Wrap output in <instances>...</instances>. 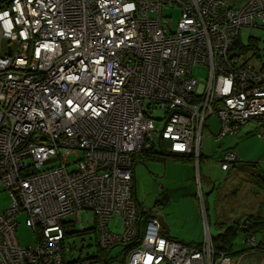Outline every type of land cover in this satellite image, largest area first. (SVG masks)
<instances>
[{
  "label": "built area",
  "instance_id": "2783aa9c",
  "mask_svg": "<svg viewBox=\"0 0 264 264\" xmlns=\"http://www.w3.org/2000/svg\"><path fill=\"white\" fill-rule=\"evenodd\" d=\"M175 7L176 27L164 14ZM244 27L264 29V0H0V187L11 199L0 264H104L101 254L113 264H239L216 257L212 237L199 247L167 237L159 208L142 219L134 171L152 150L200 163L212 115L218 140L249 122L264 137V66L245 62ZM237 159L227 152L222 168ZM199 202L206 216L203 193ZM85 210L94 225L76 230ZM22 214L32 245L17 236ZM115 217L121 232L108 227ZM85 236L102 253L83 257L75 238ZM116 246L123 259L110 256Z\"/></svg>",
  "mask_w": 264,
  "mask_h": 264
},
{
  "label": "rangeland",
  "instance_id": "374dc122",
  "mask_svg": "<svg viewBox=\"0 0 264 264\" xmlns=\"http://www.w3.org/2000/svg\"><path fill=\"white\" fill-rule=\"evenodd\" d=\"M165 16L172 17L174 26H177L179 14H180V8H166L164 11ZM253 34L254 38L258 40L257 44H253L250 42V35ZM241 38L242 43L246 48L244 47V60L247 62L250 66L255 68H261L264 66V29L260 27H244L241 31ZM242 45V44H241ZM252 45V46H251ZM254 45V46H253ZM209 74V68L207 66H195L193 68V75L196 80H198L201 84H204L208 78ZM158 113H161L163 115L162 111H158ZM215 115H212L213 117ZM217 117V116H216ZM210 118V117H209ZM218 118V117H217ZM247 127L245 128L250 129L249 131H252L253 133L256 132V123L249 122ZM244 128V129H245ZM228 137V136H227ZM237 138L236 143L232 145V149L236 147L237 143L243 144L241 148H243L248 153V157L250 158L249 161L254 162L257 164V169H262L264 171V141L257 138L255 134H252L250 137L246 138V134L242 135L241 137L235 136ZM226 138V137H225ZM234 138V137H232ZM229 138H226L225 140L228 141ZM246 139V140H244ZM244 140V141H243ZM239 144V145H240ZM237 145V147L239 146ZM229 146L226 145L224 148H228ZM223 147L219 144L217 145L214 153L213 158L217 159L219 156H221ZM237 150V149H236ZM233 151V150H229ZM157 152H159L157 150ZM77 160L76 155H70L68 157L69 162H75ZM214 164H217V162H213ZM161 165L164 166L163 162H160ZM57 162L51 163L49 165H46L44 169L51 168L53 166H56ZM186 165V164H184ZM75 165L70 166V169L74 168ZM222 166L220 163H218V170L215 171V174H217V179L219 181H224L226 177L228 176V171L222 170ZM164 173V170L161 171V174ZM169 183L168 187L171 189V202L167 204L166 206H162L161 204H158L155 202V196L154 193L157 188L155 185L151 184L149 181L147 183H142L140 181V186L138 190L137 199L139 202L144 205L146 210H152L154 207L159 208L161 211L164 212V214L169 218L170 221L173 222L174 230L176 231L175 234L180 236L183 241L186 243H196L201 244L204 242L206 237L211 238L212 236H218L220 233H222V226L220 224L223 222V227L226 226V224H229L230 222L234 221L232 224L241 221V219L250 215H253L254 217H264V192H262L264 189H261L262 194L260 197H251L249 200L247 197L244 196V198L237 203L234 202L231 203V205H225V201L223 199H220L217 204V195L215 192H210L209 194V202L211 206L209 216L211 217L210 223L208 221L207 226L202 220L201 224H196L195 221L191 220L187 215V212H184V208L190 211V194H193L192 192H188L190 188H193L192 185H195L193 182L184 180V179H177V182L175 181H166ZM145 185V187H143ZM262 186V185H261ZM196 188V187H194ZM262 188V187H261ZM182 189V190H177ZM154 190V191H153ZM156 192V191H155ZM160 192V191H159ZM248 193V190H247ZM160 194V193H158ZM258 196V195H256ZM229 197L232 198V195L230 194ZM11 199L8 195V193L0 187V216L4 213V211L10 206ZM140 205V204H139ZM231 210H233L231 212ZM182 214H181V213ZM26 215L22 214L18 216V221L20 225L17 228V236L19 239V242L21 246H28L35 243V237L32 228L28 227L26 225ZM67 221H74V217L67 218ZM168 221H166L167 223ZM169 223V222H168ZM167 223V224H168ZM170 224V223H169ZM94 225V213L92 211H83L81 214V222H77L75 225L76 230H82L83 227H93ZM124 223L123 219L120 217H115L112 221L108 223L109 229H111L114 232H121L123 229ZM174 231V232H175ZM174 233L171 234V237L173 238H179L175 237ZM245 233L240 232L237 234L235 238L234 243V251L235 252H241L247 249L245 245ZM175 235V236H174ZM255 239L257 242L256 248H250L251 250H261L260 245H262L260 242L263 243L264 246V229L262 233H256ZM249 237V236H247ZM94 236H85V237H76L75 238V244L76 246L81 249L82 248V256H93L98 252L97 247L95 246ZM213 241V239H212ZM125 247L124 246H116L111 251L110 256L116 257L119 256L120 259L124 258L125 255ZM232 256V255H230ZM237 254L231 258L236 261L240 260L241 258L245 257V254H242L240 257L237 258ZM246 259V257H245ZM242 261L240 260L239 264H241Z\"/></svg>",
  "mask_w": 264,
  "mask_h": 264
},
{
  "label": "crops",
  "instance_id": "0c3cea01",
  "mask_svg": "<svg viewBox=\"0 0 264 264\" xmlns=\"http://www.w3.org/2000/svg\"><path fill=\"white\" fill-rule=\"evenodd\" d=\"M254 40L257 44L258 40L256 38H254L253 40L250 39V42ZM241 43H242V38H241ZM241 48L243 49L244 52L245 49L243 43L241 45ZM220 124L221 122L219 118H217L216 116L208 118L207 126L205 128L204 137L202 141L201 160L200 163L198 164H196L193 158L189 155H174L168 159H162L158 156H157L158 158H153L150 156H140L138 158V162L135 164V171H134V193L136 192L135 194L136 197L138 195L140 181H142L143 184L149 181L152 185L154 184L155 187L157 188V190H155L156 192L153 190L154 193L156 194L155 202L160 204L161 195L163 193H168L170 198L167 204H169L171 202V197H172L171 189L173 187L169 188L168 187L169 183L166 181L168 180V181L177 182V179H184L191 181L195 184L192 185L193 188H190L188 190V192L193 191V194H190L191 212L189 213V211L185 208H184V212H187L188 214L187 216L191 218V220L195 221L196 224L202 225V220H204L206 226L208 221L210 223V219H211V217L209 216V212L211 209V206H209L210 192L216 193L217 204L220 199H223L225 201V205H231V203L234 204V202L237 203L238 201L242 200L244 196L247 197L248 200L253 196L256 198L260 197L262 192H264V190L263 191L261 190L264 189V186L263 187L261 186L264 185V171L262 169L260 170L257 169V164L249 161L250 158L248 157L247 154L248 152L245 151L243 148H241L243 144L237 143V145L240 144L238 147L237 145L233 149L231 147L236 143L237 138L235 136L241 137L244 134H246V138L250 137L252 134H255L256 136H258L257 138L264 141V137L260 136L258 133L257 124H256L257 130L255 133H253L252 131L248 132V130L250 129L245 128V126L247 127V125L250 124H247L242 126L237 134L226 137L229 138L228 141L225 140L226 138L218 140L215 136L220 130V126H221ZM219 142L220 145L223 147V150L221 156L215 159L213 158V153ZM226 145H228L229 147L224 148ZM229 150H233L232 152H235L238 155V159L237 161L231 164L228 170L222 169L224 171H228L229 174L224 181H219L217 179V174H215V171L218 170V163H220V165L222 166L223 157L227 152H229ZM160 162H163L164 166L161 165ZM213 162H217V164H214ZM162 170H164L163 174H161ZM143 187H145V185H143ZM177 190H182V189H177ZM202 193L206 200V216L203 215L199 202V195ZM230 194L232 195V198L229 197ZM139 209L147 213V216L154 212L153 210H146L141 202L139 205ZM157 211L162 212L165 220L170 223L169 224L167 222L170 227L168 233H166L165 230L163 229L165 235L173 240L186 243L185 241L181 240L184 238H181L180 236L175 234L176 231L173 228L174 227L173 222L169 220V218L164 214V212L161 211L160 209H158ZM232 211L233 210H231V212ZM244 219L245 216L243 219H241V221ZM234 221L230 222L229 224H226V226L231 225ZM221 224L224 225L223 222ZM173 233L176 235V236L174 235L175 237H179V238L171 237V234ZM246 236L247 235H245V239L247 238ZM248 236L255 238L256 235H248ZM214 237L215 236H212V239ZM205 241L206 240H204V242ZM204 242H202L201 244H196V243H186V244L199 247ZM245 245L249 249H245V251L243 252L234 251L238 255L237 256L238 259L242 257L241 256L242 254H245L246 259L245 257L244 260L243 258H241L240 259L242 261L241 264H264V250L263 249H262L263 251L251 250L249 245H247L246 243ZM240 260L236 262L239 263Z\"/></svg>",
  "mask_w": 264,
  "mask_h": 264
},
{
  "label": "trees",
  "instance_id": "16d2710c",
  "mask_svg": "<svg viewBox=\"0 0 264 264\" xmlns=\"http://www.w3.org/2000/svg\"><path fill=\"white\" fill-rule=\"evenodd\" d=\"M250 39L253 40L254 38L250 37ZM251 43L256 44L255 40L252 41ZM244 47H246V46H244ZM157 155H158L157 152L152 150L149 152H143L141 155H138V158L140 156H150L153 158H158ZM263 186L264 185H262V187ZM146 217H147V213H145L143 211L142 219H146ZM220 226H222L223 232L220 233L218 236H215L213 238V246L216 249L217 253L228 252L229 255H232V257H233L236 255V253L233 250L234 249L233 246H234L235 238H236L237 234L240 232H244L245 233L244 235L248 236V235H255L258 232L262 233L263 229H264V218L254 217L253 215H250V216L245 217L244 220L235 223L234 225L231 224L229 226L223 227V225L220 224ZM92 233H95V231L92 230V231L81 232V233L76 232L74 234V236L86 235V234H92ZM260 243L262 244V245H260V249L264 250L263 243L262 242H260ZM131 247H132V245H129V246H127V249H130ZM247 249H249V248H247ZM98 253H102V251L99 248H98ZM94 258H96V256ZM100 258H101V262L103 261L104 264H113L112 263L113 260L109 256L107 258H104V256H102V254H101Z\"/></svg>",
  "mask_w": 264,
  "mask_h": 264
},
{
  "label": "water",
  "instance_id": "95a60500",
  "mask_svg": "<svg viewBox=\"0 0 264 264\" xmlns=\"http://www.w3.org/2000/svg\"><path fill=\"white\" fill-rule=\"evenodd\" d=\"M135 191H136V190H135ZM135 194H136V192H135ZM169 198H170V196H169L168 193H163V194L161 195V201H160V204H161L162 206H166L167 202L169 201ZM154 208H155V207H154ZM154 208H153V209H154ZM153 209H152V210H153ZM160 222H161V225H162L163 229L165 230V232L168 233L170 227H169V225L166 223V220H165L164 216L160 217Z\"/></svg>",
  "mask_w": 264,
  "mask_h": 264
},
{
  "label": "bare ground",
  "instance_id": "6f19581e",
  "mask_svg": "<svg viewBox=\"0 0 264 264\" xmlns=\"http://www.w3.org/2000/svg\"><path fill=\"white\" fill-rule=\"evenodd\" d=\"M211 244H212L213 249L215 250L216 257H217L218 255H220V253H217V252H216V249H215L214 246H213V241H212V239H211ZM198 246H199V245H198ZM255 251H256V250H255Z\"/></svg>",
  "mask_w": 264,
  "mask_h": 264
},
{
  "label": "clouds",
  "instance_id": "9594fccd",
  "mask_svg": "<svg viewBox=\"0 0 264 264\" xmlns=\"http://www.w3.org/2000/svg\"><path fill=\"white\" fill-rule=\"evenodd\" d=\"M253 38H254V36H253Z\"/></svg>",
  "mask_w": 264,
  "mask_h": 264
}]
</instances>
